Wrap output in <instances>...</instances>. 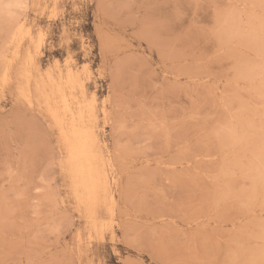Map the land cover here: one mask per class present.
<instances>
[{
    "label": "rangeland",
    "instance_id": "374dc122",
    "mask_svg": "<svg viewBox=\"0 0 264 264\" xmlns=\"http://www.w3.org/2000/svg\"><path fill=\"white\" fill-rule=\"evenodd\" d=\"M0 264H264V0H0Z\"/></svg>",
    "mask_w": 264,
    "mask_h": 264
},
{
    "label": "bare ground",
    "instance_id": "6f19581e",
    "mask_svg": "<svg viewBox=\"0 0 264 264\" xmlns=\"http://www.w3.org/2000/svg\"><path fill=\"white\" fill-rule=\"evenodd\" d=\"M93 143V137L90 133L77 135L74 138L70 152V157L76 164V172L79 176L80 186L86 191L95 188L99 180V175L95 172V166L92 161L95 158V154L90 150ZM95 191L91 190L90 192L93 194Z\"/></svg>",
    "mask_w": 264,
    "mask_h": 264
}]
</instances>
